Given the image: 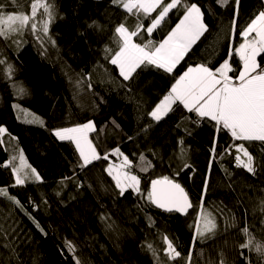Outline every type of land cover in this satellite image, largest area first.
<instances>
[{"label":"trees","instance_id":"1","mask_svg":"<svg viewBox=\"0 0 264 264\" xmlns=\"http://www.w3.org/2000/svg\"><path fill=\"white\" fill-rule=\"evenodd\" d=\"M33 2L0 0L4 12L28 15ZM43 2L53 11L47 33L40 29L45 14L40 8L35 31L30 20L18 36H0V127L6 129L0 133V264H75L76 259L84 264H264L255 248L264 244V145L243 142L254 157L252 174L235 161L234 145L241 142L207 118L178 103L159 122L149 115L189 66L214 69L228 58L230 75H238L239 30L264 1L240 0L237 10L235 0H184L201 8L208 31L173 73L142 65L128 81L110 62L119 50L115 28L124 24L134 31L141 24L133 41L157 45L183 15L182 7L149 36L146 28L159 9L145 16L112 0ZM257 63L264 67V53ZM17 108L39 115L42 125L22 120ZM88 121L94 123L89 137L102 158L81 168L74 143L60 141L54 129ZM117 148L131 160L139 192L128 189L121 196L105 170L122 161L114 154ZM18 152L40 181L29 176L24 184L15 183ZM165 176L189 195L193 207L186 215L162 211L148 199L151 180ZM203 214L214 218L216 229L201 238L194 227ZM244 228L252 244L241 248L250 238ZM169 242L181 254L175 260L166 255Z\"/></svg>","mask_w":264,"mask_h":264},{"label":"snow or ice","instance_id":"2","mask_svg":"<svg viewBox=\"0 0 264 264\" xmlns=\"http://www.w3.org/2000/svg\"><path fill=\"white\" fill-rule=\"evenodd\" d=\"M11 2L16 5L17 0H11ZM222 2L227 3V0H222ZM112 3L122 5L129 13L136 9V14L142 12L145 16L157 12L159 9L157 15L151 19V24L146 28V33L149 36L162 22H166L165 18L173 9L179 10L181 7L184 9L179 22L158 45H154L151 40L143 44L133 41V37L140 36V29L143 27L141 24H138L134 31H129L124 24L115 28V33L119 37V50L110 56V62L119 68V74L124 81L130 80L133 73L142 65H153L157 69H163L166 73H173L193 45L208 31V26L203 19L204 14L196 3L188 4L184 0H170V2H166V0H112ZM239 3L240 0H235L237 10ZM4 8L5 4H0V36L3 37L22 31L29 25L30 20L35 19L38 8L44 9L49 21L53 16V11L50 10L51 5L44 3L43 0H35L31 4V15L16 12L5 13ZM30 27L35 31L36 23H31ZM43 31L47 33L48 22H44ZM239 35L244 42L235 49V54L239 56L243 65L238 75H230L234 69L228 58L214 69L206 64L189 66L175 80L170 92L163 97L149 115L154 121L159 122L173 110V105L178 103L187 112L195 113L201 119L207 118L213 122V126L218 131L226 130L233 141L241 142L234 145L236 153H238L235 155L237 166L255 174L254 157L243 142H260L264 145V67L257 63V57L264 53V10L256 14L244 28L240 29ZM108 51L110 50L106 49V52ZM9 71H11V66H9ZM94 130V123L89 121L73 127L58 128L54 130V135L60 141L74 143L82 161L80 167L83 168L102 158L88 137V134ZM5 131L6 129L0 127V133ZM180 143L182 144L183 141L181 140ZM215 150L214 140L212 151L215 152ZM114 154L123 157L120 165H109L105 170L115 181L119 194L123 196L128 189L139 192L140 180L138 176L128 171L132 167L131 160L121 153L119 148L114 150ZM241 154L246 159H242ZM20 159L21 167L13 168L16 173L15 183L18 185L24 184L25 179L29 178L27 173L23 176L20 175L21 169L24 167L22 155ZM103 159L107 160L108 155L106 154ZM141 159H144L143 155H141ZM184 167L189 166L184 165ZM225 171L227 172L226 169ZM31 176L36 181L41 180L34 168L31 169ZM206 190L207 181H205ZM9 199L19 204V201L14 197H9ZM148 199L157 208L170 213H187V210L193 207L184 188L167 176L151 181ZM215 229L214 218L205 217L203 228L197 227V233L203 238L206 232L214 233ZM41 231L43 230L41 229ZM243 232L250 237L248 244L240 246L246 248L252 244V238L247 228H244ZM5 246L7 247V245ZM66 246L71 251H75L71 242L66 241ZM255 248L258 253L264 255V244L257 243ZM148 249L155 257L156 252L151 245H148ZM166 255L169 260H175L181 254L169 242ZM188 259L190 260V256ZM75 264H84V262L76 259Z\"/></svg>","mask_w":264,"mask_h":264},{"label":"rangeland","instance_id":"3","mask_svg":"<svg viewBox=\"0 0 264 264\" xmlns=\"http://www.w3.org/2000/svg\"><path fill=\"white\" fill-rule=\"evenodd\" d=\"M38 9H40V8H38ZM37 9V10H38ZM5 13H9V12H5ZM43 17V19L41 20V22H40V29L42 30V32L43 33H45L44 31H43V24H44V22H48V19H49V17H48V15L45 13L44 14V16H42ZM33 22H35V23H37L38 22V19H37V17H35V19L34 20H32L31 21V23H33ZM21 33V31H17V32H14V33H11V35H15V36H18L19 34ZM11 35H9V36H11ZM161 42V41H160ZM159 44V43H158ZM157 44V45H158ZM243 66V65H242ZM242 66H241V70H242ZM119 69V68H118ZM187 70V69H186ZM185 70V71H186ZM15 86V85H14ZM17 88V89H16ZM16 88L14 89V91H15V93H17L18 95H19V93H20V91H22V89H23V86L21 85V84H19V85H16ZM170 92V91H169ZM17 112H18V116L22 119V120H24L25 122H27V123H32V124H35V125H42V123H43V121H42V118L39 116V115H37L36 113H34V112H32L31 110H29V109H27V108H22V109H20V108H17ZM31 121V122H30ZM89 122V121H88ZM87 123V122H86ZM85 124V123H84ZM78 125H80V124H78ZM73 126H76V125H72V126H70V127H73ZM58 129V128H57ZM54 130H56V129H54ZM88 137H89V134H88ZM89 139L92 141V139L89 137ZM92 143H93V141H92ZM93 145H94V143H93ZM95 146V145H94ZM96 148V147H95ZM97 150V149H96ZM21 155L23 156V165H24V167L21 169V173H20V175L21 176H23L25 173H27L29 176H31V167L28 165V163L26 162V160H25V157H24V155H23V153L21 152H18V154H17V162H16V164H15V167H21V159H20V157H21ZM241 156H242V154H241ZM243 157V156H242ZM244 159H246L245 157H244ZM120 163H121V161L119 162V163H113V164H111V165H120ZM129 171V170H128ZM14 174H15V178H16V173L14 172ZM131 174H133V173H131ZM26 180V179H25ZM8 189V188H7ZM205 217H207V218H210L211 219V217L209 216V215H207V214H203V215H201L200 217H199V219L196 221V223H195V233L198 235V233H197V227H200L201 229L203 228V220H204V218Z\"/></svg>","mask_w":264,"mask_h":264},{"label":"water","instance_id":"4","mask_svg":"<svg viewBox=\"0 0 264 264\" xmlns=\"http://www.w3.org/2000/svg\"><path fill=\"white\" fill-rule=\"evenodd\" d=\"M156 179H159V178H156ZM154 180V179H153ZM152 181V180H151ZM176 182V181H175ZM177 183V182H176ZM182 187V186H181ZM151 190V182H150V184H149V191ZM185 190V189H184ZM186 192V191H185ZM187 193V192H186ZM188 198H189V200H190V197H189V195H188ZM190 202H191V200H190ZM192 203V202H191ZM154 205V204H153ZM155 206V205H154ZM156 207V206H155ZM157 208V207H156ZM158 209H160V208H158ZM160 210H162V211H165V210H163V209H160ZM191 210V208H189L188 210H187V213L189 212ZM165 212H167V211H165ZM176 213V212H175ZM187 213H177V214H179V215H181V216H184V215H186Z\"/></svg>","mask_w":264,"mask_h":264},{"label":"crops","instance_id":"5","mask_svg":"<svg viewBox=\"0 0 264 264\" xmlns=\"http://www.w3.org/2000/svg\"><path fill=\"white\" fill-rule=\"evenodd\" d=\"M263 1H264V0H263ZM169 2H170V1H169ZM262 10H264V7H263V9H262ZM262 10H261V11H262ZM181 17H182V16H181ZM178 22H179V20L176 22V24H177ZM176 24H175V25H176ZM175 25H174L172 28H174V27H175ZM172 28H171V29H172ZM170 31H171V30H170ZM170 31H169V32H170ZM169 32H168V33H169ZM168 33H167V35H168ZM167 35H166V36H167ZM253 35H255V34L253 33ZM166 36H165V37H166ZM243 42H244V40L242 39L241 43H243ZM239 45H240V44H239ZM239 45H238L236 48H238V47H239ZM236 48H235V49H236ZM235 49H234V51H235ZM167 94H168V93H167ZM167 94H166V95H167Z\"/></svg>","mask_w":264,"mask_h":264}]
</instances>
